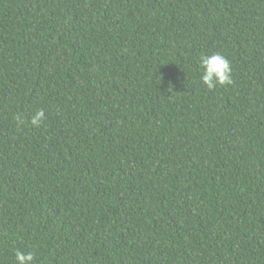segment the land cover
I'll list each match as a JSON object with an SVG mask.
<instances>
[{"label": "trees", "instance_id": "16d2710c", "mask_svg": "<svg viewBox=\"0 0 264 264\" xmlns=\"http://www.w3.org/2000/svg\"><path fill=\"white\" fill-rule=\"evenodd\" d=\"M216 52L233 83L209 91ZM17 250L264 264V0H0V264Z\"/></svg>", "mask_w": 264, "mask_h": 264}, {"label": "clouds", "instance_id": "9594fccd", "mask_svg": "<svg viewBox=\"0 0 264 264\" xmlns=\"http://www.w3.org/2000/svg\"><path fill=\"white\" fill-rule=\"evenodd\" d=\"M200 81L209 90L212 91L218 86H227L233 83L232 68L228 59L219 52L211 55L204 54L199 58ZM17 126H22L25 123L22 115L17 114L14 117ZM46 120V115L43 109L37 110L31 116V125L40 127ZM35 256L33 253L15 252V264H33Z\"/></svg>", "mask_w": 264, "mask_h": 264}]
</instances>
